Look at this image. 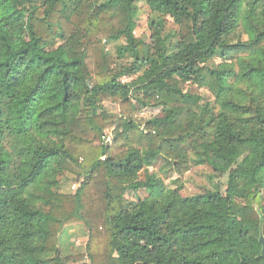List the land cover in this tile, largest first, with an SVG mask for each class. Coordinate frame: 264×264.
Instances as JSON below:
<instances>
[{
    "label": "trees",
    "instance_id": "16d2710c",
    "mask_svg": "<svg viewBox=\"0 0 264 264\" xmlns=\"http://www.w3.org/2000/svg\"><path fill=\"white\" fill-rule=\"evenodd\" d=\"M135 1L0 0V264H65L59 240L73 224L99 232L116 264H263L264 0H145L153 45L135 35ZM121 39L132 66L92 85L94 54L100 76L102 42ZM132 97L165 116L141 128ZM109 98L125 118L98 114ZM191 153L228 174L225 194L141 179L160 158L184 175ZM64 173L84 179L73 195L53 191ZM140 189L148 196L125 207ZM92 241L83 264H95Z\"/></svg>",
    "mask_w": 264,
    "mask_h": 264
},
{
    "label": "rangeland",
    "instance_id": "374dc122",
    "mask_svg": "<svg viewBox=\"0 0 264 264\" xmlns=\"http://www.w3.org/2000/svg\"><path fill=\"white\" fill-rule=\"evenodd\" d=\"M133 8L134 19L137 25L135 30L136 37L143 40L149 45H153L152 31L149 28V10L145 0H136ZM180 31V27L177 26L171 19L167 21L166 33L171 35L174 41L179 40ZM241 38L244 41L248 40V37L245 35H242ZM124 45H126L125 39H121L119 41L104 40L102 42L106 62H104V64L99 68L101 70L100 76H97L99 70H96V68L98 66V63L101 62V59L98 54H94L93 62L91 64V70L93 72L95 80L92 81V85L96 84L97 79L100 80L101 77L106 78L109 76H114L118 73H123L132 66L134 59L131 58L130 54L121 56L118 53L119 47ZM155 60L160 62V58L158 57H155ZM222 62V59L217 58L212 61L210 65L216 66L221 64ZM103 67L104 69L102 70ZM136 78V75L123 76L121 77V81L129 83L133 80H136ZM236 87L244 89V86L242 85H238ZM183 89L185 90V92L191 91L196 92V94H202L204 91L203 89H197L196 86L192 83L183 85ZM132 99L133 102H135V106L137 109L130 115V117L134 122L140 125L141 128H146V124L150 120L162 118L165 116L162 108L142 107L137 103L135 97H132ZM207 100L209 102L211 101V103H215V99L212 98V96ZM103 111L116 121L121 117H126L125 115H123L126 114V111L121 106V100L119 98L105 99L103 102V110H100L98 114H102ZM98 121L101 125L102 119H98ZM115 129V125L108 126L104 129V133L107 137L111 138L112 141H114L116 138ZM147 144L148 150L150 148H155L154 142L152 144H149L148 142ZM246 155L247 151L242 150L241 154L238 156L235 162V165L232 166V168L234 169L237 165L241 164ZM190 159V169L184 175H181L178 172V170L174 166L173 161H169L167 163L164 158H160L155 162L153 166L148 167L147 171L141 173V179L145 180L147 175H151V178L153 180L162 181L167 189L176 190L183 197H192L195 195L205 194L209 191H220L222 194H225L228 188V174L216 173L208 163L202 162L201 157L195 153H191ZM57 180L59 182V185L53 187V191L65 195L75 194L76 190L84 181L83 178H79L70 173L59 175ZM148 194V189H140L136 192L128 191L124 199L125 207L130 209L133 208L140 199L147 197ZM262 195V203L264 204V190ZM70 227L71 229L64 230L65 236L63 235L64 231L61 232L59 240L61 253L60 256L62 260L65 261V264H83L85 262L91 263L90 259L87 258V255L89 253V243L91 242V240H93L91 250L94 254L95 264H116L114 260L108 257V250L105 247V239L99 232L95 235L90 234L81 224H73V226ZM54 257H56V255L53 256V258ZM65 259H68V261H66Z\"/></svg>",
    "mask_w": 264,
    "mask_h": 264
},
{
    "label": "water",
    "instance_id": "95a60500",
    "mask_svg": "<svg viewBox=\"0 0 264 264\" xmlns=\"http://www.w3.org/2000/svg\"><path fill=\"white\" fill-rule=\"evenodd\" d=\"M260 243L262 244V258H263V264H264V238L263 237L260 239Z\"/></svg>",
    "mask_w": 264,
    "mask_h": 264
},
{
    "label": "built area",
    "instance_id": "2783aa9c",
    "mask_svg": "<svg viewBox=\"0 0 264 264\" xmlns=\"http://www.w3.org/2000/svg\"><path fill=\"white\" fill-rule=\"evenodd\" d=\"M104 140L106 144H111L113 142L112 139L107 136L104 137ZM103 160H105V158H103Z\"/></svg>",
    "mask_w": 264,
    "mask_h": 264
}]
</instances>
